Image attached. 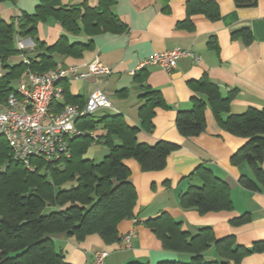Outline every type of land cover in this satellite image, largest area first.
Listing matches in <instances>:
<instances>
[{
    "label": "trees",
    "instance_id": "trees-1",
    "mask_svg": "<svg viewBox=\"0 0 264 264\" xmlns=\"http://www.w3.org/2000/svg\"><path fill=\"white\" fill-rule=\"evenodd\" d=\"M15 0H0V4ZM237 7H253L258 0H234ZM115 0H98L95 6L83 0L79 4L63 5L61 0H41L33 13L21 12L6 21L0 16V103L26 80L29 71L45 73L59 64L57 57L81 58L93 47V37L126 31V25L114 14ZM187 19L179 27L192 29L189 17L202 14L211 21L221 17L219 5L214 0H188ZM53 21L64 34L48 46L38 38L39 24ZM85 34L86 42H69L70 36ZM19 38L34 41L33 50L19 51ZM245 45L253 41L249 29L232 34ZM24 56V60L10 65L8 60ZM144 70V69H142ZM146 72L137 75L135 83L144 91V104L139 109L141 127L128 125L122 115L81 117L77 128L81 135L70 141V158L46 162L34 160V170L13 159L6 140L0 137V264H70L64 253L57 250L56 235H64L83 241L97 234L107 245L120 241L118 226L124 220L136 218L137 189L130 181L131 171L126 159H135L144 172L166 168L169 155L179 146L166 141L155 145L140 143L138 133H151L154 129L155 109L168 108L161 93L148 88ZM68 82L63 83L64 100L54 103L52 112L58 114L67 104L83 105V100L68 92ZM193 91L206 96L192 98V108L179 111L176 127L181 136L193 138L205 132V110L211 108L220 128L236 137L246 139V144L231 157V164H246L251 176H241L239 184L246 190L264 192V108H250L241 114H232L230 107L237 90L222 96L217 85L207 77L189 83ZM105 133L96 137L99 127ZM93 144H102L109 153L96 163L85 158ZM197 178L198 185H191L179 196L180 207L195 210L200 215L231 211L230 186L212 170L200 166L189 176ZM168 186V182L165 183ZM253 220L245 213L230 221L234 227L249 225ZM143 224L160 240L166 251L189 255L186 261H161L158 264H241L244 258L264 253V239L250 247L237 244L234 235L216 238L213 229L202 228L190 237L181 223L169 214L161 213ZM215 248L220 261H209L204 253ZM128 264H146L130 262Z\"/></svg>",
    "mask_w": 264,
    "mask_h": 264
},
{
    "label": "crops",
    "instance_id": "crops-1",
    "mask_svg": "<svg viewBox=\"0 0 264 264\" xmlns=\"http://www.w3.org/2000/svg\"><path fill=\"white\" fill-rule=\"evenodd\" d=\"M40 1L4 2L0 4V16L9 21L21 12L33 13ZM61 1L66 5L67 2ZM82 1L78 0L74 4ZM97 1L88 0V3L95 6ZM187 1L115 0L112 11L126 25L125 32L103 33L93 37L92 49L85 51L81 58L57 57L59 64L64 66H78L98 58L111 69L113 72L108 76L69 81L68 92L85 102L94 90L101 89L112 108L102 109L95 115H122L128 125L138 128L141 127L139 109L144 104L141 97L144 91L137 87L135 78L146 72L144 85L159 91L168 108L155 109L153 131L147 133L141 130L137 139L151 146L160 141L179 146L169 155L167 166L161 171L144 172L135 159L124 161L131 171L130 181L137 189L136 218L119 224L120 241L110 245L105 244L97 234L89 235L80 242L56 235L55 247L64 253L70 264H88L101 252L108 254L105 264L135 261L158 264L161 261L188 260L189 255L164 250L160 240L143 224L161 213H167L180 222L183 231L190 237L197 235L200 229L210 227L216 238L234 235L237 244L244 247L264 239V192H253L241 187L239 178L251 176V171L246 164H231L232 155L247 140L223 131L208 105L204 133L185 138L176 127L177 113L190 110L194 96L207 102L206 96L193 91L189 84L204 77L217 85L224 97L237 90L230 107L232 114H241L250 108H264V0H258L253 7H237L234 0H214L219 5L220 19L213 22L202 14H193L189 17L191 30L178 26L187 19ZM243 29H249L253 34V41L249 45H245L241 38H232L233 33ZM63 34L62 27L53 21L38 26V38L48 46L55 44ZM88 40L90 38L85 34L69 35L70 43ZM173 49L190 51L200 60L182 57L171 72L159 66L139 70L140 63L153 54ZM20 57L24 60V56ZM104 133L101 126L95 136L100 137ZM108 153L104 145L93 144L85 158L94 160L98 154L105 157ZM200 166L212 170L230 186L231 211L200 215L195 210L180 207L179 196L191 185L200 184L197 178L189 177ZM262 167L264 169V163ZM245 213L253 217L249 225L234 227L230 224L232 219ZM131 233L134 236L129 246L126 237ZM204 257L209 261L221 260L215 248L206 251ZM241 264H264V253L250 255Z\"/></svg>",
    "mask_w": 264,
    "mask_h": 264
},
{
    "label": "built area",
    "instance_id": "built-area-1",
    "mask_svg": "<svg viewBox=\"0 0 264 264\" xmlns=\"http://www.w3.org/2000/svg\"><path fill=\"white\" fill-rule=\"evenodd\" d=\"M19 51L33 50L35 43L30 38H19ZM195 57L190 51L173 49L158 52L141 62L139 70L159 66L167 72L177 67L182 57ZM24 61L28 63L26 57ZM113 71L98 58L78 66L58 64L56 68L39 74L29 71L26 80L0 103V137L8 143L13 159L26 168L34 170V160L56 162L70 158V141L81 135L77 121L102 109H111L107 95L101 89L94 90L83 105L67 104L60 113L54 114V103L64 100V82L84 81L93 76H108ZM1 77V73H0ZM134 233L126 237L130 246ZM106 252L97 253L88 264H105Z\"/></svg>",
    "mask_w": 264,
    "mask_h": 264
},
{
    "label": "rangeland",
    "instance_id": "rangeland-1",
    "mask_svg": "<svg viewBox=\"0 0 264 264\" xmlns=\"http://www.w3.org/2000/svg\"><path fill=\"white\" fill-rule=\"evenodd\" d=\"M71 1L72 0H64V2H67L66 3V5H71ZM78 1V0H77ZM76 0H73L72 2V4H74V3H76L77 2ZM91 2H93V0H90ZM20 61H22V59H21V57L20 56H15V58H13L12 59V62L11 63H9L10 65H12V64H15V63H18V62H20ZM15 62V63H14ZM0 72H2V66L0 65ZM104 159V157H102L100 154H98V156L96 157V159H94V161L96 162V163H99V162H101L102 160ZM173 261V260H172Z\"/></svg>",
    "mask_w": 264,
    "mask_h": 264
}]
</instances>
